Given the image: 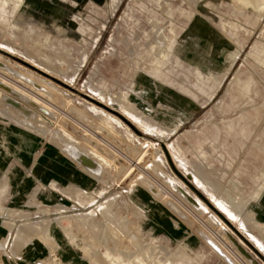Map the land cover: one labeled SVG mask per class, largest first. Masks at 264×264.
Returning <instances> with one entry per match:
<instances>
[{
	"label": "rangeland",
	"instance_id": "374dc122",
	"mask_svg": "<svg viewBox=\"0 0 264 264\" xmlns=\"http://www.w3.org/2000/svg\"><path fill=\"white\" fill-rule=\"evenodd\" d=\"M0 17L6 74L58 97L45 115L0 84V221L74 236L92 264H229L210 236L264 264V0H0ZM70 146L109 165L93 173ZM46 158L78 168L80 205L17 212L9 173Z\"/></svg>",
	"mask_w": 264,
	"mask_h": 264
},
{
	"label": "crops",
	"instance_id": "0c3cea01",
	"mask_svg": "<svg viewBox=\"0 0 264 264\" xmlns=\"http://www.w3.org/2000/svg\"><path fill=\"white\" fill-rule=\"evenodd\" d=\"M16 162L14 160V163ZM17 179L24 180V186L16 187L14 183L9 197L13 206L18 207L16 211L21 213L35 209L57 213L74 210L80 205V197L84 192L80 186L82 177L78 168L73 167L69 162L58 161L57 158H46L45 161H41L36 171H24L18 176L15 171L9 173V181ZM18 183L21 185L20 182ZM135 205L143 213H149L147 206ZM150 212L156 210L151 209ZM151 218L153 227L160 229L162 226L157 217L152 214ZM57 222L61 224L63 220ZM166 222V228H162L166 229L168 237L176 238L180 225L172 219ZM29 226H31L29 223L16 225L13 222L0 221V264H92L91 260L80 251L74 236L49 234L43 238L36 236L20 238L21 229L30 233ZM237 245L245 250L241 240Z\"/></svg>",
	"mask_w": 264,
	"mask_h": 264
},
{
	"label": "bare ground",
	"instance_id": "6f19581e",
	"mask_svg": "<svg viewBox=\"0 0 264 264\" xmlns=\"http://www.w3.org/2000/svg\"><path fill=\"white\" fill-rule=\"evenodd\" d=\"M240 2V0H239ZM254 2V1H253ZM25 3V2H24ZM244 3V1H243ZM257 3V2H256ZM242 4V3H241ZM258 4V3H257ZM24 5V4H23ZM27 5V4H26ZM256 5V4H255ZM2 6V5H1ZM4 7V6H3ZM2 7V8H3ZM240 7V6H239ZM22 8V7H21ZM7 11V10H6ZM1 18V17H0ZM173 43V42H172ZM217 49V48H216ZM169 53V52H168ZM168 58V57H167ZM166 61V60H165ZM157 63V62H156ZM160 70V69H159ZM5 71H9V67L3 62L0 60V74L2 75H5V76H1L0 75V84H4L5 87H6V90L8 92H14V93H17L18 95H20V97H23L22 99L24 100H28L29 102H31L30 105H32L33 107H37L39 109L42 110V113H44L45 115H52L54 116V113H56V109L50 104V99L52 100V98H56V95L54 96L53 92L50 93V91L47 89V87L45 86L44 83L40 82L39 83H35L34 81H28L26 79H20V78H16V77H13L9 74H6ZM48 86V85H47ZM244 88V87H243ZM235 88H233L234 90ZM236 90V89H235ZM232 91V90H231ZM237 91V90H236ZM238 92V91H237ZM245 92V91H243ZM11 94V93H10ZM15 94V95H17ZM14 95V94H13ZM53 95V97H52ZM19 97V98H20ZM58 99V97L56 98ZM54 100V99H53ZM28 102V103H29ZM11 103L14 104L15 107H19V108H25L26 110H28L30 113H33L31 110H29L28 108H26L23 104H21V102H18V101H12ZM119 103V102H118ZM117 103V104H118ZM119 105V104H118ZM120 105L122 107V111L124 114H128L129 116H132L131 112H135V110H132L130 107L126 106L124 102H120ZM231 106V105H230ZM61 108V107H60ZM38 110V109H37ZM63 110V109H62ZM74 111V110H72ZM60 113V112H59ZM76 113V112H75ZM81 113V111H80ZM72 114V113H71ZM84 114V113H83ZM31 115V114H30ZM52 116V117H53ZM84 116V115H83ZM41 117V116H40ZM51 117V119H52ZM68 117V116H67ZM82 117V116H81ZM80 117V118H81ZM79 119V118H78ZM44 120V119H43ZM53 120V119H52ZM75 120V119H74ZM73 120V121H74ZM83 120V119H82ZM108 120V119H107ZM76 122V121H75ZM78 122V121H77ZM85 122V121H83ZM109 122V121H108ZM111 122V120H110ZM115 122V121H114ZM113 122V123H114ZM81 123V122H79ZM78 123V124H79ZM56 124V123H55ZM82 124V123H81ZM86 124V123H85ZM84 124V125H85ZM83 125V124H82ZM57 126V125H56ZM81 126V125H80ZM108 126V125H107ZM117 126V124L115 125ZM58 127V126H57ZM61 127V126H60ZM75 127V126H74ZM126 127V126H125ZM77 128V127H76ZM85 131V133L91 135L92 137H95V138H99V134L96 135L95 132H93V128L91 129V126L90 127H87V126H84L82 127ZM103 128V127H101ZM61 129H64L65 128H61ZM74 129V128H73ZM66 131V130H65ZM82 131V130H81ZM67 132V131H66ZM83 132V131H82ZM69 133V132H68ZM63 134V133H62ZM66 136H68L70 138V140L72 142H75V143H78V141L74 140L69 134H65ZM86 135V134H85ZM84 135V136H85ZM69 140V139H68ZM69 140V141H70ZM87 140V139H86ZM85 140V141H86ZM109 140V139H108ZM84 141V142H85ZM99 141L102 142L103 144H106L107 143L105 142L104 139H100L99 138ZM112 141V140H110ZM81 142V140H80ZM79 142V143H80ZM89 145V144H88ZM112 147V144L109 145ZM71 149H70V152L71 154L74 156V158H76L75 160L76 161H79L78 164L80 163L83 167H85L87 170H92L93 173H99L102 169L101 166L103 165H109V162H108V159L103 156L102 154H100V152H98L95 148H93L91 151H86L84 154L81 153L80 151H78L77 147L75 146H70ZM76 149H75V148ZM106 147V146H105ZM115 147V146H114ZM89 148H90V145H89ZM107 148V147H106ZM130 170V169H129ZM156 183V182H155ZM163 184V183H162ZM160 188L159 190L161 192H163L164 194L167 193L168 189L167 187L164 185L160 186L158 185ZM191 213V211H190ZM133 235V234H132ZM214 237V236H213ZM215 238H206L205 240L207 241L208 243V246L210 247V249L212 250L213 253L217 254L218 256L220 257H223L229 264H233L237 261H239V263L241 264H245V262L239 260L238 258H241L240 255L238 256L237 255V252H235V250L232 249V247L230 245H226L221 243L219 240L215 241L214 240ZM233 241V240H232ZM235 244H237L235 241H233ZM240 248V247H239ZM210 250V251H211ZM240 251L242 252V248H240ZM147 252V251H145ZM226 252L228 254H226ZM243 253V252H242ZM142 254V253H141ZM148 254V253H147ZM144 256V254H142ZM141 255V256H142ZM151 255V254H150ZM136 256V255H135ZM142 256V257H143ZM246 256L248 257V259H251V256L246 254ZM126 257V256H125ZM128 257V256H127ZM131 257V256H129ZM134 257V256H133ZM93 258V257H92ZM95 258V257H94ZM93 258V259H94ZM91 259V258H90ZM128 259V258H127ZM137 259V258H135ZM139 259V258H138ZM155 259V258H154ZM92 260V259H91ZM130 260V259H129ZM146 260V259H145ZM95 261V260H94ZM109 261V260H108ZM141 261V260H140ZM139 261V262H140ZM169 261L173 262L172 260L169 259ZM235 261V262H233ZM241 261V262H240ZM159 262V261H158ZM161 262V261H160ZM166 262V261H165ZM163 262V264L165 263ZM131 263V262H130ZM136 263V262H135ZM144 262H142L143 264ZM101 264V263H100Z\"/></svg>",
	"mask_w": 264,
	"mask_h": 264
}]
</instances>
